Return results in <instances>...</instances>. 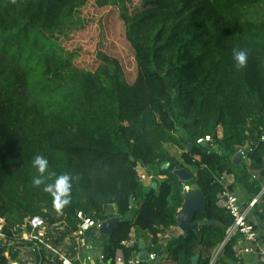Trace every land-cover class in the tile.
Masks as SVG:
<instances>
[{
    "label": "trees",
    "instance_id": "trees-1",
    "mask_svg": "<svg viewBox=\"0 0 264 264\" xmlns=\"http://www.w3.org/2000/svg\"><path fill=\"white\" fill-rule=\"evenodd\" d=\"M95 2L122 26L128 69L120 55L99 40L91 67L80 46L66 43L81 12ZM264 0H0V218L4 232H23L30 217L49 226L63 222L57 245L78 229L77 214L120 222L101 235L102 254L113 260L134 230L148 233L150 253L166 252L160 264L238 262L227 240L232 225L218 195L232 176L251 201L264 184ZM236 50H246L238 70ZM129 51V52H128ZM130 59V60H129ZM221 132L222 136L219 137ZM212 136L216 149L198 144ZM167 145L182 150V161ZM191 145V149H188ZM251 146L239 165L241 148ZM49 161L48 173L70 174L72 203L61 212L43 185L33 186L35 156ZM247 160L251 165H247ZM165 164L195 179L207 202L195 221L212 224L200 235L187 232L161 244L177 227L184 184ZM154 168L162 179L145 191L138 168ZM54 177L49 179V183ZM131 197L134 207H131ZM264 201V194L261 196ZM257 207V204L254 205ZM115 208V209H114ZM135 213L131 216L132 212ZM15 240V239H14ZM226 242V244H225ZM0 246V264H7ZM140 252L137 243L130 251ZM42 250L39 260L45 258Z\"/></svg>",
    "mask_w": 264,
    "mask_h": 264
},
{
    "label": "built area",
    "instance_id": "built-area-1",
    "mask_svg": "<svg viewBox=\"0 0 264 264\" xmlns=\"http://www.w3.org/2000/svg\"><path fill=\"white\" fill-rule=\"evenodd\" d=\"M221 136L220 132L219 137ZM197 143L209 145L211 149H216L215 140L210 135L200 138ZM250 151L251 146L247 145L239 150L238 155L245 160ZM140 178L141 181L146 179L152 181L155 179L153 175L147 176L146 174H141ZM256 202L257 200L253 201L251 206ZM218 205L225 209L232 218V225L228 230L226 242L236 234L242 236V239L234 247L236 258L240 261L243 255H256L259 264H264V244L261 243V237L256 226L248 220V210L240 202L239 195L225 186L224 192L218 195ZM77 218L79 220L77 231L72 236H67L57 245L53 240L55 241L61 233L65 232L63 222L49 226L41 216L30 217L23 225L24 230L22 233H17L16 228L13 229L12 239L4 232V228L7 225L6 219L0 218V246L6 248L7 264H38L41 261H49L50 264H87L88 259L82 260L76 250L80 247H88L90 243L86 244V234L93 229L98 230L103 223L87 217L82 212L77 214ZM50 234L56 238H51ZM67 238H73L76 241L77 248L74 253L62 246ZM136 244L137 242L133 238L123 242L122 247L118 249L113 260L110 261H107L101 252L99 254L100 264H157L162 259H159V254L150 253L149 261L142 262L139 260L140 252L136 251L128 257L126 252L130 251ZM221 249L219 252H221ZM42 250H44L46 256L44 259L41 258L37 261V263H26V260L20 256L23 253H29L39 258Z\"/></svg>",
    "mask_w": 264,
    "mask_h": 264
},
{
    "label": "rangeland",
    "instance_id": "rangeland-1",
    "mask_svg": "<svg viewBox=\"0 0 264 264\" xmlns=\"http://www.w3.org/2000/svg\"><path fill=\"white\" fill-rule=\"evenodd\" d=\"M133 1L135 3H139L142 0ZM80 15L81 19L86 22V26L84 28H82V25L77 26L76 30L71 33L66 43L67 47L74 50L81 46L87 52L84 60L92 67L94 65V51L99 43V40L102 37H105L110 50L116 55L121 56L125 62V69H128L129 61L126 58L127 49L121 44L123 30L121 24L116 20L115 15H113L110 10L100 11L95 2L90 3L86 8H84ZM258 16L260 20H264V4L259 7ZM166 147L173 155L177 156L182 161V156L185 154L182 150L170 145H167ZM190 188H196V186ZM178 233L180 232L176 230L171 231V234L167 235L168 237L165 239L167 240L171 237H176ZM100 236L101 235L99 233L93 234L92 241L96 243L101 242L102 237ZM220 249L221 247L216 249L215 256L218 254Z\"/></svg>",
    "mask_w": 264,
    "mask_h": 264
},
{
    "label": "crops",
    "instance_id": "crops-1",
    "mask_svg": "<svg viewBox=\"0 0 264 264\" xmlns=\"http://www.w3.org/2000/svg\"><path fill=\"white\" fill-rule=\"evenodd\" d=\"M247 165L250 166L251 162L249 160L246 161ZM138 172L139 174H146L147 176H151V175H157L156 171L154 168H144V167H139L138 168ZM155 179L154 180H144L142 181L143 183V187L145 191H149L150 188H156L157 187V182L156 181H160L162 179V177L160 176H154ZM226 187H229L230 184H233L234 178L232 176H226ZM194 187V186H191ZM236 194L239 195L240 197V202L242 203V205L245 207V209L248 210V220L250 222H252L261 237V243L264 244V201L261 200V196L264 194V184H263V189H262V195L260 194L259 196L255 197L254 199H252L251 201L246 197V193L238 186L235 188ZM257 200V202L255 204H257V207L251 206L252 202ZM115 209V208H114ZM136 209L132 212L131 216L135 213ZM179 231L180 233H178V235L176 237H179L181 235H183L184 233L178 228H173L171 231ZM170 232H167V234L162 237L161 239V244L163 246L166 245L167 241L174 238L171 237L169 239H165L167 238L169 234H171ZM132 238L134 240H136V242L139 244V248H140V253L143 251V249L147 250V247H149L151 245V236L148 233L145 232H141V231H137L134 230L132 232ZM89 246L88 247H80L76 250L77 246H76V241L75 239L73 240V238H67V240L65 241L64 244H62L63 247L68 248L71 252H75L79 254V256L81 257L82 260H87V264H100L99 262V254L102 252V240L101 242H93L92 241V236L90 238V242H89ZM91 246V248H90ZM216 253V250L214 251V257ZM21 258H23L24 260H26V263H37V261H39V258L37 256L31 255L29 253H23L20 255ZM167 257V253L166 252H162V256H161V260L159 262H157V264H160V262L163 261V259L165 260V258ZM38 264H50L49 261H41ZM229 264H259L258 261V257L256 255H243L242 259L238 262H229Z\"/></svg>",
    "mask_w": 264,
    "mask_h": 264
},
{
    "label": "water",
    "instance_id": "water-1",
    "mask_svg": "<svg viewBox=\"0 0 264 264\" xmlns=\"http://www.w3.org/2000/svg\"><path fill=\"white\" fill-rule=\"evenodd\" d=\"M188 149L189 150L191 149V145H188ZM242 161L243 158L240 155H237L234 162L236 165H239ZM162 169L169 170L170 172L174 173L179 178V180L184 184L183 193H182L183 204L181 209L175 215V221L177 227L183 233L193 231L197 233V235H200V228L204 225L212 224V222L208 220L195 221L197 214H205L207 211V202L201 190L198 187L190 188L194 184L195 179L190 173H188L184 169H181L176 164H165L163 165ZM131 207L132 208L134 207L133 197H131ZM119 222L120 219L116 217L110 221L103 223L98 230L93 229L91 232L86 234V244H89L91 236L96 233L105 236H112ZM149 254L150 252L148 250L143 249V251L139 255V260L142 262H148ZM219 254L220 252L216 255L212 264H214ZM161 256H162V252L159 253L158 255L159 259L161 258ZM198 259L199 257L196 256L193 259V263L197 264Z\"/></svg>",
    "mask_w": 264,
    "mask_h": 264
},
{
    "label": "clouds",
    "instance_id": "clouds-1",
    "mask_svg": "<svg viewBox=\"0 0 264 264\" xmlns=\"http://www.w3.org/2000/svg\"><path fill=\"white\" fill-rule=\"evenodd\" d=\"M233 59L238 70L246 68L248 62V53L246 50H236L233 53ZM32 168L37 172L33 177V186L40 187L43 185V191L53 198V204L57 212H61L65 207L72 203L73 178L70 174L55 173L49 174V161L42 155H37L31 162ZM54 177L51 183L49 179Z\"/></svg>",
    "mask_w": 264,
    "mask_h": 264
}]
</instances>
